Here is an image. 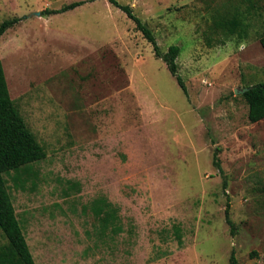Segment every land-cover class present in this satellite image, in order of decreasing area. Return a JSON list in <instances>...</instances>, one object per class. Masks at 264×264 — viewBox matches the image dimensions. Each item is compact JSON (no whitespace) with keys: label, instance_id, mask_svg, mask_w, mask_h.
<instances>
[{"label":"rangeland","instance_id":"obj_1","mask_svg":"<svg viewBox=\"0 0 264 264\" xmlns=\"http://www.w3.org/2000/svg\"><path fill=\"white\" fill-rule=\"evenodd\" d=\"M116 1L180 48L187 96L107 0H0L9 95L46 153L24 190L4 175L35 264H264V119L235 93L264 83V0ZM234 17L244 33L214 26Z\"/></svg>","mask_w":264,"mask_h":264},{"label":"trees","instance_id":"obj_2","mask_svg":"<svg viewBox=\"0 0 264 264\" xmlns=\"http://www.w3.org/2000/svg\"><path fill=\"white\" fill-rule=\"evenodd\" d=\"M107 1L124 12L135 24L136 30L152 45L155 58L165 63L168 71L176 79L184 95L187 96L184 81L178 74L177 58L180 48L172 45L168 47L166 52H161L151 29L135 16L130 6L121 5L116 0ZM83 3H71L57 11H46L45 14L65 12ZM19 20L16 17L3 20L0 23V38L13 28ZM240 25L241 22L235 17L227 20L221 19L214 24L216 28L229 35H234L238 29L239 32L244 33ZM258 42L264 51V33L259 36ZM245 88L247 90L241 94V97L247 106V119L250 123L259 122L264 119V83ZM216 152L213 154L212 164L221 172ZM45 156L44 149L27 128L24 119L10 98L4 70L0 62V231L2 232L0 233L4 239V243H0V264H35L20 220L16 216L4 175L13 172L14 175L9 177L12 181L11 184L16 189L24 190L25 180L29 178L30 174L29 166L43 160ZM90 209L103 230L112 226L113 230L117 229L115 225L118 220L117 209L110 202L102 198L95 199L92 201ZM225 221L233 234L234 225L228 216V208L225 209ZM175 237L181 245V235L177 227H175Z\"/></svg>","mask_w":264,"mask_h":264},{"label":"water","instance_id":"obj_3","mask_svg":"<svg viewBox=\"0 0 264 264\" xmlns=\"http://www.w3.org/2000/svg\"><path fill=\"white\" fill-rule=\"evenodd\" d=\"M247 90V88H244L243 90H235V93H240L242 94L243 92H245Z\"/></svg>","mask_w":264,"mask_h":264},{"label":"clouds","instance_id":"obj_4","mask_svg":"<svg viewBox=\"0 0 264 264\" xmlns=\"http://www.w3.org/2000/svg\"><path fill=\"white\" fill-rule=\"evenodd\" d=\"M241 50H243V45L241 46Z\"/></svg>","mask_w":264,"mask_h":264}]
</instances>
